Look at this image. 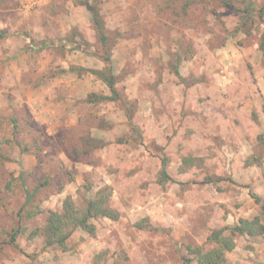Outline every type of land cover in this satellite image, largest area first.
Returning <instances> with one entry per match:
<instances>
[{
    "label": "rangeland",
    "instance_id": "rangeland-1",
    "mask_svg": "<svg viewBox=\"0 0 264 264\" xmlns=\"http://www.w3.org/2000/svg\"><path fill=\"white\" fill-rule=\"evenodd\" d=\"M92 1L0 0V264H201L217 230L264 264V232L232 233L264 220V0H101L109 48ZM95 198L91 233L66 214Z\"/></svg>",
    "mask_w": 264,
    "mask_h": 264
},
{
    "label": "trees",
    "instance_id": "trees-1",
    "mask_svg": "<svg viewBox=\"0 0 264 264\" xmlns=\"http://www.w3.org/2000/svg\"><path fill=\"white\" fill-rule=\"evenodd\" d=\"M101 0H93L89 4V8L92 12V18L95 25V29L99 33L100 39L103 42L104 46L109 48L108 37L106 36V28H105V21L103 18V14L99 4ZM28 41V47L34 50H41L46 48L52 47H69V49H77L82 48L83 41L78 40L75 35L71 34L67 37L56 39V40H44L40 41L39 43H35V40L31 37H28L24 34ZM106 67L104 69H90L92 73L98 75L106 84L109 86L112 92L116 93V75L114 74L113 68V60L111 57L110 52H107L106 57L103 58ZM89 70V69H87ZM177 74L179 72L177 71ZM100 98H107L112 99L111 96H103L100 95ZM111 97V98H110ZM91 99L93 97L91 96ZM96 99V98H95ZM162 176L165 178H169V174L166 168V160H163V167H162ZM28 192V201L31 199L33 192ZM256 202L261 203V207L263 209L262 213H264V198L259 196L258 194L253 195ZM72 205L69 204L68 209H70ZM109 208L106 206L103 207V204L98 200V198L90 199L88 201L87 211L83 216L77 217L78 212L76 211H69V216L66 214L67 218H72L71 223L74 226H80L81 228L93 233L94 226L90 224V218L97 216L99 213L103 215H110ZM65 216L60 213L52 212L51 216L48 218L47 223V232L49 235L48 241L49 244L57 242L59 245L66 247V240L68 239V233L65 234ZM256 233V232H264V220L260 217H255L254 219H242L240 224H237L232 227V233ZM213 241L216 243V246L208 251H203L202 247H189L190 253H195L198 255V260L201 264H227L226 252L230 249H233L235 246L234 239L231 235H223L222 230L214 231L213 234ZM184 264H191V259L185 261Z\"/></svg>",
    "mask_w": 264,
    "mask_h": 264
}]
</instances>
